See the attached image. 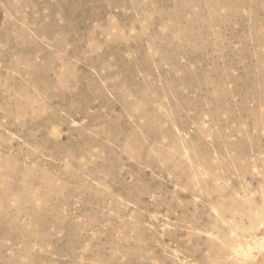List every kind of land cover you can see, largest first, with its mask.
<instances>
[{
	"label": "rangeland",
	"instance_id": "obj_1",
	"mask_svg": "<svg viewBox=\"0 0 264 264\" xmlns=\"http://www.w3.org/2000/svg\"><path fill=\"white\" fill-rule=\"evenodd\" d=\"M263 244L264 0H0V264Z\"/></svg>",
	"mask_w": 264,
	"mask_h": 264
},
{
	"label": "bare ground",
	"instance_id": "obj_2",
	"mask_svg": "<svg viewBox=\"0 0 264 264\" xmlns=\"http://www.w3.org/2000/svg\"><path fill=\"white\" fill-rule=\"evenodd\" d=\"M242 247H243V246H242ZM245 247H247V246H245ZM245 247H244V248H245ZM262 247H263V249H264V244H263ZM251 248H252V247H251ZM245 249H246V248H245ZM261 251H262V250H261ZM261 251H259V252H261ZM262 252H263V251H262ZM253 256H254V255H253ZM260 256H261V255H259V257H260ZM255 257H256V256H255ZM256 258H257V257H256ZM260 258H262V256H261ZM263 259H264V258H263ZM263 259H262V260H263ZM252 260H254V258H253ZM255 260H256V259H255ZM258 260H259V259H258ZM257 262H258V261H257ZM257 262H256V263H257ZM259 263H260V262H259ZM259 263H257V264H259ZM261 263H262V262H261Z\"/></svg>",
	"mask_w": 264,
	"mask_h": 264
}]
</instances>
